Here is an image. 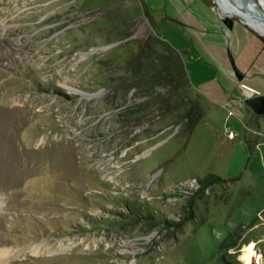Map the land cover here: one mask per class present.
I'll list each match as a JSON object with an SVG mask.
<instances>
[{
	"label": "rangeland",
	"instance_id": "rangeland-1",
	"mask_svg": "<svg viewBox=\"0 0 264 264\" xmlns=\"http://www.w3.org/2000/svg\"><path fill=\"white\" fill-rule=\"evenodd\" d=\"M224 16L264 42L214 0H0V264H244L250 243L264 264V173L229 178L238 141L212 93L151 79L172 54L160 38L201 47Z\"/></svg>",
	"mask_w": 264,
	"mask_h": 264
},
{
	"label": "crops",
	"instance_id": "crops-1",
	"mask_svg": "<svg viewBox=\"0 0 264 264\" xmlns=\"http://www.w3.org/2000/svg\"><path fill=\"white\" fill-rule=\"evenodd\" d=\"M203 17H201V19H203ZM182 23L185 24L183 21ZM189 27L192 30H198L199 28L196 27V23L195 25H189ZM174 29L180 34V30L183 32L181 27H179V29L174 27ZM199 30L197 31L199 34L197 33L196 35L202 40L201 47L197 48L194 46L193 36L191 34H189L186 40L184 39L185 43H180V45L173 43L172 45L177 50L184 51L190 58V62H188L189 69H187V71L192 88H195L194 86L197 85L203 88L205 94L212 93L217 107H220L221 111L226 113L224 122L231 124V127L228 126V131L234 135V139L237 138L238 142L236 148L238 151L236 152L235 159L237 165L231 170V173L230 171L228 172V174L230 173L229 178H233L239 174L241 169H243L242 172L255 174L259 172L263 174L264 114L256 115L247 105L246 100L264 96V62L256 64V60L264 53V42L249 28L243 25L235 29L234 22L230 29L221 26L208 30L199 28ZM234 30L236 31L235 33ZM233 33L234 40L232 41ZM197 40H199L198 37ZM236 44L240 49H243H241L243 53L246 51L249 53L250 51L251 54L254 55L246 71H242L238 65V61L233 58L236 68L242 73V79H238L235 76L228 57V53L232 55L231 50L234 49L233 45L236 46ZM223 49L226 51L227 60L222 63L221 72L220 69H218V63L211 60L216 57L218 52H222ZM192 57H195V59ZM207 68L214 70L216 73L209 78H200V73H198V71ZM250 71H253L255 76H250ZM241 84L248 86L257 93L251 94L239 90ZM237 90L238 93H236ZM229 111L241 115L243 117V123L239 125V123H237L238 120L234 118L236 116L229 115Z\"/></svg>",
	"mask_w": 264,
	"mask_h": 264
},
{
	"label": "trees",
	"instance_id": "trees-1",
	"mask_svg": "<svg viewBox=\"0 0 264 264\" xmlns=\"http://www.w3.org/2000/svg\"><path fill=\"white\" fill-rule=\"evenodd\" d=\"M223 13L229 14L227 11H224ZM222 22L227 28L230 29L232 27L233 20L227 16L222 18ZM175 23L181 24L176 21ZM149 41L150 40L147 39L141 42L139 51L133 55L126 64L130 69H133L134 73L139 71V64L141 63L142 59L144 60L145 58H149L148 55L143 54L144 51H147L148 49ZM158 42L164 44L172 52V54L165 57L166 60H162L163 65L161 70L158 71L157 75L151 76V79L155 78L157 83H163L166 87H168L170 95L178 94L181 90L187 91L193 89L185 64V52L177 50L169 41L163 40L161 38L158 40ZM228 57L235 76L238 79H242V73L236 68L234 59L230 53H228ZM142 83L144 82H133L131 84V88L136 90L138 85ZM181 101L182 102L179 103L178 106H181L185 102V98L183 97ZM246 103L256 115L264 114V96L248 99L246 100ZM187 104V108L182 114V119L186 120L185 128L190 131L200 122L203 111L201 102L198 98H190ZM216 179L219 180V178ZM207 184L210 185V183Z\"/></svg>",
	"mask_w": 264,
	"mask_h": 264
},
{
	"label": "bare ground",
	"instance_id": "bare-ground-1",
	"mask_svg": "<svg viewBox=\"0 0 264 264\" xmlns=\"http://www.w3.org/2000/svg\"><path fill=\"white\" fill-rule=\"evenodd\" d=\"M252 1H254V0H252ZM252 1L251 0H235L234 3H230V4L231 5L234 4L237 6H243L244 8L249 7L252 10L257 11V12L262 11L260 9V6H262L264 8V0H255L256 4H253ZM226 5H228V4H226ZM227 8L228 7H223V9L228 12ZM229 14H232V15L238 17L242 22L247 23L255 31L264 35V23H260V22L255 21L253 18L249 17L245 13V11H243L242 9H240V10L234 9V11L232 13H229ZM73 91H74V89H73ZM7 254H9V252H7L6 250L0 249V261L3 259V256H6ZM253 257H256V254L254 253V243H250V244L246 245L243 249L242 260H243L244 264H253ZM256 261L258 264H261L260 256H258L256 258Z\"/></svg>",
	"mask_w": 264,
	"mask_h": 264
},
{
	"label": "water",
	"instance_id": "water-1",
	"mask_svg": "<svg viewBox=\"0 0 264 264\" xmlns=\"http://www.w3.org/2000/svg\"><path fill=\"white\" fill-rule=\"evenodd\" d=\"M214 2H215V5L218 7V9L220 11H222V13L224 12L223 7H228L227 9H228L229 13H232L234 11V9H239V10L242 9L243 11H245V13L249 17L253 18L255 21L260 22V23H264V8H263V11L257 12V11L252 10L249 7L248 8L247 7L244 8L243 6H237V5H234V4L231 5L230 3H234L235 0H214ZM226 4H228V5H226ZM245 24H247V23H245ZM258 34H260V33H258ZM260 35H262V34H260Z\"/></svg>",
	"mask_w": 264,
	"mask_h": 264
},
{
	"label": "built area",
	"instance_id": "built-area-1",
	"mask_svg": "<svg viewBox=\"0 0 264 264\" xmlns=\"http://www.w3.org/2000/svg\"><path fill=\"white\" fill-rule=\"evenodd\" d=\"M240 87H241V89H243V91H245V92H248V93H251V94H256V93H257L256 91L252 90L251 88H249L248 86H246V85H244V84H241ZM233 113H234L233 111H229V114H233ZM228 135H229L231 138L234 137V135H233L231 132H229V131H228Z\"/></svg>",
	"mask_w": 264,
	"mask_h": 264
}]
</instances>
